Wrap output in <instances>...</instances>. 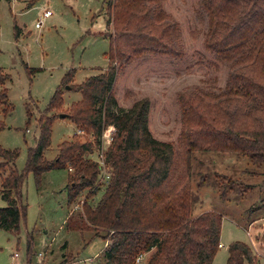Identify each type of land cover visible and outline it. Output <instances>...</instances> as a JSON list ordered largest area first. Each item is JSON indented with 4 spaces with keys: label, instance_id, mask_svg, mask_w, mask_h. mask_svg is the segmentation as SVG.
Returning <instances> with one entry per match:
<instances>
[{
    "label": "trees",
    "instance_id": "trees-1",
    "mask_svg": "<svg viewBox=\"0 0 264 264\" xmlns=\"http://www.w3.org/2000/svg\"><path fill=\"white\" fill-rule=\"evenodd\" d=\"M163 1L105 0L108 65L80 84L65 85L81 96L64 113L76 133L58 145L54 159L47 160L44 153L56 116L39 126L23 170L14 166L18 151L0 146V196L5 202L0 207L1 230L18 233L26 210L22 187L29 172L38 184L45 171L66 168L68 204L88 191L81 201L80 219L70 215L67 227L103 238V264H212L223 215L205 211L191 216L192 154L232 153L251 164H264V0H198L207 22L204 49L227 63L228 71L223 89L196 85L176 93L181 118L176 145L149 131L147 98L122 110L114 94L118 75L137 57L150 54L178 60L185 55L178 23L164 11ZM26 69L28 74L39 71ZM6 80L0 68V107L11 109ZM71 80L69 72L61 84ZM59 86L45 112L62 103ZM108 128L111 138L101 154L102 167L91 156L102 150ZM79 133L89 139L81 141ZM103 169L108 178L102 189L98 181ZM100 190L101 197L93 204L90 200ZM262 203L263 208L264 197ZM30 245L28 241V264ZM227 254L225 264L257 263L253 249L243 242L230 243Z\"/></svg>",
    "mask_w": 264,
    "mask_h": 264
},
{
    "label": "rangeland",
    "instance_id": "rangeland-1",
    "mask_svg": "<svg viewBox=\"0 0 264 264\" xmlns=\"http://www.w3.org/2000/svg\"><path fill=\"white\" fill-rule=\"evenodd\" d=\"M197 2L163 1L164 11L180 28L185 53L182 59L139 56L124 68L114 84L117 105L122 110L129 109L136 100H149V131L154 138L174 145L181 130L176 93L196 85L223 89L228 71L227 63L204 49L207 22ZM45 9L51 15L36 27ZM107 18L105 0H0V68L7 75L4 87L12 107H0V146L18 151L14 162L18 171L24 169L28 149L35 146L39 126L46 118L56 116L50 147L44 153L47 160L54 159L58 145L76 133L70 120L58 117L68 113L71 104L81 98L79 92L65 89V85L80 84L106 69L109 42L104 34L110 32ZM26 67L39 71L28 74ZM69 72L73 80L61 84ZM58 86L62 103L45 112ZM111 130L105 131L102 150L91 156L101 165V154L108 144L105 136ZM79 136L81 141L89 139L86 134ZM191 164V216L205 211L223 215L221 246L213 264L226 263L227 247L235 241L250 246L258 257L256 264H264V164L257 166L246 157L212 151L194 152ZM69 174L66 168L51 169L41 175L38 184L32 172L27 174L22 187L25 216L17 234L0 229V264H28V241L29 264H103V238L90 230L67 227L70 215L80 219L81 201L88 192L84 190L69 205ZM99 178L103 189L108 178L104 169ZM101 194L102 190L90 201L96 203ZM4 205L0 196V207ZM259 206L262 209L255 210Z\"/></svg>",
    "mask_w": 264,
    "mask_h": 264
},
{
    "label": "built area",
    "instance_id": "built-area-1",
    "mask_svg": "<svg viewBox=\"0 0 264 264\" xmlns=\"http://www.w3.org/2000/svg\"><path fill=\"white\" fill-rule=\"evenodd\" d=\"M50 15H51V11H50L49 9H45V10L43 11V13H42L41 18L36 22L35 26H36V27H40V25H41V20L44 19V18L49 17ZM104 135H105V134H104ZM104 135H103V137H104ZM110 135H111V132H110V134H108V135L105 136V138L107 137V142H108V143L110 142V138H111ZM103 144H104V143H103ZM220 246H221V245H219V247H220ZM140 259H141V256L137 258V261H139Z\"/></svg>",
    "mask_w": 264,
    "mask_h": 264
},
{
    "label": "water",
    "instance_id": "water-1",
    "mask_svg": "<svg viewBox=\"0 0 264 264\" xmlns=\"http://www.w3.org/2000/svg\"><path fill=\"white\" fill-rule=\"evenodd\" d=\"M69 87L68 86H65V89H68ZM59 118L62 119V118H67V115L66 114H60L59 115Z\"/></svg>",
    "mask_w": 264,
    "mask_h": 264
},
{
    "label": "crops",
    "instance_id": "crops-1",
    "mask_svg": "<svg viewBox=\"0 0 264 264\" xmlns=\"http://www.w3.org/2000/svg\"><path fill=\"white\" fill-rule=\"evenodd\" d=\"M254 175H256V174H254ZM252 235L253 234H251V240H252ZM253 242V241H252ZM227 256H228V254H227ZM259 257H261V256H259ZM264 257V256H263ZM215 258V257H214ZM258 258V257H257ZM226 259H227V257H226ZM213 261H214V259H213ZM226 262V261H225ZM212 264H213V262H212Z\"/></svg>",
    "mask_w": 264,
    "mask_h": 264
}]
</instances>
